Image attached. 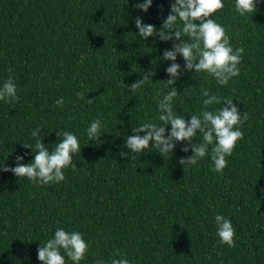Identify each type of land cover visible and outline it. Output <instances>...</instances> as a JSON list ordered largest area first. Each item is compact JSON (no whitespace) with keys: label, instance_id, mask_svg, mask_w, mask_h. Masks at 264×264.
Returning <instances> with one entry per match:
<instances>
[{"label":"trees","instance_id":"obj_1","mask_svg":"<svg viewBox=\"0 0 264 264\" xmlns=\"http://www.w3.org/2000/svg\"><path fill=\"white\" fill-rule=\"evenodd\" d=\"M144 2L0 0V86L11 76L19 96V102L0 101V167H16L18 156L32 162L23 144L35 143L37 127L50 150L61 130L76 135L81 148L73 156L77 170H65L60 183L37 185L0 171V264H41L38 249L57 228L78 231L88 243L81 264L122 257L130 264H264V0L248 17L235 11V0H223L224 10L213 17L232 46L244 49L240 75L227 86L188 71L181 56L176 61L177 114L190 121L202 111L201 89L232 99L241 116L248 113L244 139L223 175L212 171L210 155L184 170L179 160L193 153L179 142L165 158L151 148L132 159L123 147L133 127L160 123L158 101L170 90L162 81L172 63L163 53L179 43L142 40L135 18L159 31L174 0H153L147 13L136 8ZM149 70L153 81L133 96L128 85ZM60 98L63 107L55 105ZM97 119L98 143L87 136ZM218 214L235 228L234 248L220 243Z\"/></svg>","mask_w":264,"mask_h":264},{"label":"clouds","instance_id":"obj_2","mask_svg":"<svg viewBox=\"0 0 264 264\" xmlns=\"http://www.w3.org/2000/svg\"><path fill=\"white\" fill-rule=\"evenodd\" d=\"M258 2L259 0H235V11L241 17L252 16L258 11ZM152 5L153 0H146L144 3H138L136 8L147 13ZM224 8L223 0H174L170 14L159 31L151 24H144L141 18H135L138 35L142 40L159 37L163 42L179 41V43L173 44L174 50H165L163 53V60L172 63L166 69L169 79L162 81L170 90L158 101L160 123H142L133 127L135 135L125 138L123 147L132 153V159L134 154H142L151 148L157 149L165 158L169 153L173 155L179 142L185 144L182 151L193 153L191 157L179 160L184 170L185 166H196L198 161L209 155L214 165L213 172L223 175L224 169L228 167L227 158L234 154L239 142L244 139V132L241 129L248 121V113L245 112L241 116L239 108L232 99L210 94L207 89H201L202 96L205 97L202 111L199 114H191L190 121L184 115L177 114L173 106L174 98L180 95L175 87L176 82L181 78V66L176 62L178 56L183 57L188 71L205 73L215 78L221 86H227L234 77L240 75L239 65L242 63L244 49L234 48L225 27L213 18ZM152 77V70H149L143 73L141 79L128 85L132 95L135 96L145 84L151 83ZM77 96L79 99H85L83 92L77 93ZM0 101L8 104L19 102L17 87L11 76L0 86ZM86 102L91 104L94 99H87ZM221 103L223 106L219 109L208 110L209 106ZM55 105L63 107V98L57 99ZM168 125H171V131L166 135ZM40 131L41 129L37 127L31 133L32 138L35 139L34 144H23L24 148L32 150L34 156L32 162L25 164L23 157L18 156L16 167H8L4 163L0 171L11 172L19 179L27 178L33 184L46 185L64 181L65 170L69 168L73 171L77 170L73 156L81 152L78 137L70 131H58L59 142L50 150L44 140L39 138ZM87 136L90 141L97 143L100 141L103 136L100 120H94L90 124ZM197 139L200 143H193ZM188 145L191 147L189 148ZM119 155L121 158H128V152L121 151ZM215 222L220 243L234 248L236 231L231 221L218 214L215 216ZM88 252L89 245L80 232H68L57 228L53 238L38 249V259L41 264H68V260L72 264H81ZM95 264H104V261L97 259ZM111 264H130V262L126 257H122L113 258Z\"/></svg>","mask_w":264,"mask_h":264}]
</instances>
